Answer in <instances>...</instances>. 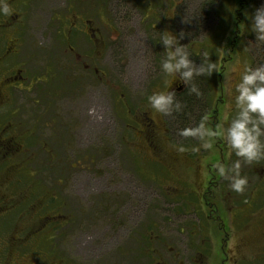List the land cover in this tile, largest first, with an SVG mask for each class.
<instances>
[{"label": "rangeland", "instance_id": "obj_1", "mask_svg": "<svg viewBox=\"0 0 264 264\" xmlns=\"http://www.w3.org/2000/svg\"><path fill=\"white\" fill-rule=\"evenodd\" d=\"M72 2L68 13L95 17L100 40L55 18ZM72 2L34 0L24 10L26 70L41 72L53 54L66 81L45 106L34 99L46 87L55 95L58 72L28 74L25 89L39 81L40 91L13 88L0 115V135L16 140L0 153V264H264V147L245 163L226 139L240 73L264 62L250 26L264 0ZM165 32L183 34L178 42L199 64L219 68L205 76L199 115L185 126L147 100L183 84L161 68ZM74 41L89 48L101 79L71 57ZM185 127L196 131L182 135Z\"/></svg>", "mask_w": 264, "mask_h": 264}, {"label": "clouds", "instance_id": "obj_2", "mask_svg": "<svg viewBox=\"0 0 264 264\" xmlns=\"http://www.w3.org/2000/svg\"><path fill=\"white\" fill-rule=\"evenodd\" d=\"M0 12L9 14L10 9L4 0H0ZM250 26L255 34L257 42L264 43V2L255 8L250 19ZM183 34H171L165 32L161 35L159 43L165 50V58L161 61V68L165 74L177 76V82L188 84V78L193 72L204 73L211 76L213 70L219 71L218 65L211 61H201L199 65L194 59H189V52L185 46L178 41L183 38ZM174 45V47H173ZM207 56V53L204 54ZM183 71H179L181 69ZM179 71V76L177 75ZM191 91H196V85L192 84ZM200 92H197V96ZM173 97V92H153L147 100L149 105L157 112L164 113ZM234 114L229 118L226 126V139L229 150L235 149L236 156L245 157L244 162L250 163L259 159L260 149L264 147V140L261 139L264 129L259 125H264V62L257 66L245 64L240 73L239 81L235 84ZM206 119V117L201 118ZM196 129L185 127L181 130L182 135H192ZM216 134L225 136V128L216 130ZM207 147V144L204 145ZM235 167L240 168V161L236 160ZM246 177L238 175L234 180L233 188L239 190L245 183Z\"/></svg>", "mask_w": 264, "mask_h": 264}, {"label": "flooded vegetation", "instance_id": "obj_3", "mask_svg": "<svg viewBox=\"0 0 264 264\" xmlns=\"http://www.w3.org/2000/svg\"><path fill=\"white\" fill-rule=\"evenodd\" d=\"M34 0H4L5 3H7L10 12L9 14H4L3 12H0V115L3 116V111H5V104H9V98L10 97V90H12L13 88H17V89H24V90H35L36 88V92L40 91V89H38L39 85V81L36 82H31L32 85L27 87V89H25V84L26 81H28V74H43L45 73V68L49 65L52 69H50L49 71L51 72H58L59 76L56 75V78L59 79L60 82V86L57 85L56 83V91L54 92L55 95L53 96V92L51 90H48L47 87L45 86V83H48L47 78L44 77L43 78V82L42 84L46 87L45 89L41 88V91L39 92V98L34 99L36 103H40V105H50L53 103V101H55V96L58 95V90L61 87V83H63V79L66 81L65 75L64 73L60 72V70H58L53 63V60L51 59L52 55L51 54L49 56V58H47L45 61L47 63V65H45V67H43V69L41 68L40 71L41 72H28L26 70L25 67V62H26V54H24V50H22V44H23V40H24V30H23V26H24V10L33 2ZM72 2V0H71ZM103 7H99L97 10V18L99 19V23H101L102 20V16H104V5H102ZM70 9H73V2L72 4H70V7L67 8L66 13L67 14H63V15H59L56 14L55 18L57 19H68V22L70 23L71 26L75 25L76 23L80 24L81 22V26L79 25V28L77 30H79L81 32L82 36H87L89 34V37L87 39H97L100 40V35H97L96 32H98L99 28L97 26V28H95L93 25V21L94 18L92 17L91 14H89L88 12L86 13H80L79 15H75L76 17L74 18L70 13ZM143 9H147L146 6ZM86 11V10H85ZM149 12V11H148ZM147 12V13H148ZM71 15L70 19L68 18L67 15ZM72 14H74V11L72 10ZM152 16V15H151ZM73 30H69L67 29V37L69 36V34H71ZM78 37V34H76L74 36ZM75 41L72 45V47L70 48H66L69 52H72V56L74 59H78L76 61L79 62V59L81 58V65H82V70L84 71V69H89V72L94 73L93 75H97L98 78H102L101 75H99V71L102 72V68L95 66L94 64H90L88 63V57H90L91 53L89 52V48L85 49V50H75ZM99 50V49H98ZM82 53V54H80ZM94 54V53H93ZM100 55V52L97 51L96 56ZM28 56H33V58H38L39 54L38 53H31ZM81 56V57H80ZM83 60V61H82ZM63 76V77H62ZM62 79V81L60 80ZM41 81V80H40ZM71 82L73 81L70 80ZM75 89V87H73V84H70L69 87V91L71 92V89ZM60 91V90H59ZM68 91V90H67ZM77 91V90H76ZM9 97V98H8ZM14 114V113H12ZM40 116H42V114H39ZM12 116V115H11ZM13 117V116H12ZM8 119V118H6ZM4 118V120H6ZM9 120V119H8ZM10 123V122H9ZM10 125V124H9ZM0 127H5V124L2 122L0 124ZM3 133V132H2ZM21 139V138H19ZM16 140L13 139V136H10L8 133L5 135H0V153H2L3 157L5 153H8V149L10 147H12L13 145H15ZM21 145H17V147L19 148ZM3 168V167H1ZM1 197V196H0ZM157 264H159L160 262L158 260H156Z\"/></svg>", "mask_w": 264, "mask_h": 264}, {"label": "trees", "instance_id": "obj_4", "mask_svg": "<svg viewBox=\"0 0 264 264\" xmlns=\"http://www.w3.org/2000/svg\"><path fill=\"white\" fill-rule=\"evenodd\" d=\"M188 52H189V59H194L196 64L199 65L198 60L196 59L198 54L195 53L191 45H189L188 47ZM188 81L189 82L187 85L182 84L180 86L181 89L173 92L172 100L168 104L169 112L174 118L172 121H170L171 126L173 124L176 125L177 127L181 125L185 126L187 125L191 117H194L195 114L197 116L199 115L197 107L201 106V101H202L201 97L203 91L205 92L209 88L208 85L209 83L207 82V80H205V74L203 72L199 74L193 72L192 76L188 78ZM192 84L196 85V91L190 90ZM198 91L200 92L199 96H197ZM202 117L205 116L201 115L199 118L197 117V123L201 120Z\"/></svg>", "mask_w": 264, "mask_h": 264}]
</instances>
